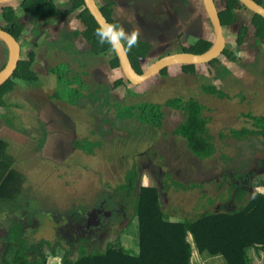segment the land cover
<instances>
[{
	"label": "rangeland",
	"instance_id": "obj_1",
	"mask_svg": "<svg viewBox=\"0 0 264 264\" xmlns=\"http://www.w3.org/2000/svg\"><path fill=\"white\" fill-rule=\"evenodd\" d=\"M220 71L222 73L214 75L210 68L204 66L176 65L131 90L122 86L117 88L111 83L105 87V96L120 115L126 116L128 109L139 105L138 109H133L134 117L138 120L137 112L145 102L159 103L164 111L159 126L148 122L136 126L132 123L124 126L123 133L116 135L114 140H107L108 137L103 138L98 134L95 136L91 132L94 119L89 115L88 107L79 105L81 101H86L89 89L83 90V96H80L83 99L79 98L75 105L66 103L63 106L51 101L50 88L52 93L71 95L73 98L77 97L74 95L76 90H56L58 84L51 74L39 76L41 79L37 89L46 91V95L35 92L32 79L27 82L14 78V90L10 91V95L0 96V135L8 131L13 137L9 139L8 154L14 157V167L23 174V180L19 190L12 185L7 187L8 193L16 198L0 206V210L29 211L31 227L21 223L23 233L16 228L10 235L18 232L33 243L61 241L69 249L77 242L76 238L70 237L68 223L71 209L81 212L91 210L100 201L111 208L120 202L126 215L117 219L118 225L108 226L105 232L97 233L99 238L90 237L88 233L86 235L87 231L79 237V246L86 251L104 250L111 244L120 245V239L126 234L130 240H138L139 223L132 212L142 186L156 185L162 198L169 201L167 205L164 203V208L174 211L173 215L178 217L182 216L181 210H184L183 200L193 199L195 193L203 192V196L213 198L231 194L240 196L242 192L239 189L233 193L228 188L234 176L217 175L214 170L219 168L221 161L231 163L240 154L245 143L235 137L232 129L252 126V121L242 120V112L249 108L255 112L264 110V87L253 85L243 88L231 73ZM108 76L113 77V72ZM244 77L247 85L256 79L251 74ZM212 81H216L214 85L220 89L222 97L204 89V86H212ZM236 93L238 95H234ZM255 94L260 99L257 104L242 100L251 96L253 99ZM180 97L183 100L194 97L206 106V115L210 118L207 128L215 146L212 156L202 158L192 153L183 136L175 132L183 116L181 110L168 106L167 102ZM36 108H40L39 115L37 112H33L35 115L31 113ZM90 141L101 144L93 146ZM132 171L136 173V178L127 192L119 187L129 183L127 173ZM257 192L254 188L249 194L247 191L246 198L239 205H245L246 199L249 200ZM25 226L29 229L24 233ZM58 249L63 254L64 248ZM72 251L70 259H75L78 250L74 248ZM53 258L49 253L50 264H59ZM219 260L225 263L223 257Z\"/></svg>",
	"mask_w": 264,
	"mask_h": 264
},
{
	"label": "flooded vegetation",
	"instance_id": "obj_2",
	"mask_svg": "<svg viewBox=\"0 0 264 264\" xmlns=\"http://www.w3.org/2000/svg\"><path fill=\"white\" fill-rule=\"evenodd\" d=\"M26 1L0 4V28L8 30L18 40L21 52L19 64L21 61L25 62L34 74L33 78L19 79L27 82L32 79L35 92L46 95V91H42L41 88L37 89L41 79L39 76L51 74L58 84L56 90L59 88L76 90L74 95L77 97L73 98L71 95L52 93V87L50 88L51 101L58 102L57 104L63 106H66V103L75 105L79 98L83 99V97H80L83 96V90L89 89L90 92L86 97V101H81L79 105L89 108V115L94 119L91 132L92 134L95 133V136L98 134L103 138L108 137L107 140L111 138L114 140L116 135L123 133L122 128L124 126L132 123L135 126L138 123H146L135 119L134 115H120L117 109L108 103L105 96V87L111 83L117 88L122 86L132 89V87L143 86L148 79L140 84L128 81L121 67V72L118 70L120 72L118 78L114 80L106 78L110 70L119 69L118 66H114L112 63L114 57L118 58V56L114 49L105 50L104 45L98 42L93 21L95 18L85 7L84 2L82 6L74 9V0H49L53 3V7L48 8L47 12L37 17L32 9L30 10L31 6L24 5ZM95 1L110 23L123 26L129 33L134 30L140 32L139 42L148 47L146 56L134 58L125 46L133 67L139 73H142L156 59L171 53L204 52L213 45L216 38L215 29L207 14L204 0ZM214 1L226 37L223 51L217 57L203 64L176 65L204 66L207 69L210 68L214 75H218V73H222L220 70H224L227 74L231 73L232 78L238 79L240 81L239 85L243 88L252 87L253 85L264 87V36H261L263 35L264 26L259 28V21L261 20L256 21L257 14L248 9L242 2L244 6L235 4L227 13L228 0ZM10 7L13 8L15 18L23 26L20 37L10 31L8 26L5 9H8L9 12ZM86 11L89 14L84 13ZM227 18L234 20L226 23ZM246 27H248L247 30ZM26 31L29 33H25ZM242 34H245L243 42L240 41ZM207 43L211 44L207 49L201 50ZM166 50L169 52L164 53ZM25 54L26 57H23ZM7 63L8 44L0 38V70L4 69ZM176 65L168 66L162 69L160 73L164 74L167 68ZM15 72L8 81L13 79ZM107 73L108 75H106ZM249 74L256 77V79L253 83L247 85L244 76ZM119 78L124 80V84L117 86L116 81ZM260 78L261 81H259ZM218 80L225 86L222 78ZM215 82L212 81V86ZM225 82L227 83L226 80ZM8 95H10V92ZM234 95H238V93ZM242 100L244 102L254 101L257 104L260 99L255 94L253 99L251 96L245 99L242 98ZM133 106V109L136 108L135 105ZM242 120L245 122L252 121V126L245 125L240 128V130L247 129V133L241 137L235 134L236 128L232 129L235 137L245 143L241 147L240 154L234 157L231 163L221 161L219 168L217 167L214 173L222 176L232 174L229 177H240L246 181L245 183L253 182V185L257 181L264 184V110L255 112L250 108L246 109L242 112ZM255 130L256 133L253 132ZM71 212L68 223L70 237L76 239L82 232L86 231L90 237L99 238V235H96L97 233L105 232L108 226L111 228L118 225L117 219L126 215L120 202L117 206L108 208L103 201L96 202L91 210L80 212L71 209ZM78 214L79 219L77 218Z\"/></svg>",
	"mask_w": 264,
	"mask_h": 264
},
{
	"label": "trees",
	"instance_id": "obj_3",
	"mask_svg": "<svg viewBox=\"0 0 264 264\" xmlns=\"http://www.w3.org/2000/svg\"><path fill=\"white\" fill-rule=\"evenodd\" d=\"M256 1L264 6L263 0ZM228 3L227 13L235 4L244 6L239 0H228ZM24 5L31 6L30 10L32 9L37 17L42 16L48 8L53 7V3L49 0H27ZM82 5L83 0H74V9ZM5 12L10 31L20 37L23 26L15 18L13 8L10 7L9 12L8 9H5ZM256 18V21L261 20L259 28H263L264 17L256 15ZM233 20L227 18L226 23ZM93 21L95 29L100 27L94 19ZM247 29L248 27H246ZM261 36H264V31ZM244 40L245 34H242L240 41ZM210 44L207 43L201 50L207 49ZM104 48L105 50L112 49L107 43L104 44ZM130 52L134 58L146 56L148 47L139 42L138 46L133 47ZM112 63L114 66H118L121 72L116 56ZM18 66L13 79L0 86V96L8 95L14 89V78L26 80L33 78V71L25 62L21 61ZM122 78L116 81L117 86L124 84ZM204 89L222 97L220 89L216 85L204 86ZM167 105L181 110L183 119L176 127L175 132L183 136L190 151L202 158L212 156L215 146L207 128L210 118L206 115V106L194 97L188 100H183L181 97L175 98L173 101H168ZM138 107L139 105L136 108L138 109ZM140 107L141 109L137 112L139 121L149 122L155 126L161 124L164 115L161 104L145 102ZM126 115H134L133 109H128ZM253 132L256 133V130ZM245 133H247V129L235 132L238 137ZM91 144L99 143L95 141ZM22 176L23 174L14 167V157L8 154V142L0 135V206L15 200L16 196L8 193L7 187L12 185L13 188L19 190V185L23 180ZM135 176L134 171L127 173L129 183L121 185L119 188L129 192L133 187ZM233 179L232 185L228 188H231L233 193L239 189L242 194L236 196L240 200L239 202H243L247 195L246 192L250 193L252 184H245L246 181L240 177L234 176ZM15 182L17 186H15ZM245 202V205L239 206L237 209L208 211L195 218L173 221L161 205L159 188L156 185H145L140 188V194L136 195L132 212L139 223L138 240H135L136 247L120 243V245L111 244L104 250L98 248L95 251H86L79 246V237L81 236L79 235L76 239L77 242L75 241L76 246L67 249L61 241L52 243L42 240L33 243L25 240L18 232H13L5 248H0V264H50L49 253L55 257L54 261L59 264H191L192 248L188 241L190 234L199 252L207 250L212 254H222L229 264H252L249 249L264 251V192H257ZM5 208L7 207L5 206ZM66 215L68 214L66 213ZM77 218L79 219V216ZM86 239L88 238L86 237ZM58 248H64L63 254ZM74 248L78 250V255L75 259H70Z\"/></svg>",
	"mask_w": 264,
	"mask_h": 264
},
{
	"label": "water",
	"instance_id": "obj_4",
	"mask_svg": "<svg viewBox=\"0 0 264 264\" xmlns=\"http://www.w3.org/2000/svg\"><path fill=\"white\" fill-rule=\"evenodd\" d=\"M21 0H0V4ZM248 9L257 15L264 17V6L256 0H239ZM85 7L95 20L101 26L104 23H110L103 15L95 0H83ZM205 8L215 29V41L213 45L204 52H176L162 56L153 61L142 73L136 71L133 67L125 47L115 49L120 61L122 72L128 81L140 84L150 77L160 73L162 69L176 64H203L220 55L226 44V37L223 31V25L219 17V12L214 0H204ZM0 38L8 44V63L4 69L0 70V86L4 85L15 72L20 60V43L8 30L0 28Z\"/></svg>",
	"mask_w": 264,
	"mask_h": 264
},
{
	"label": "crops",
	"instance_id": "obj_5",
	"mask_svg": "<svg viewBox=\"0 0 264 264\" xmlns=\"http://www.w3.org/2000/svg\"><path fill=\"white\" fill-rule=\"evenodd\" d=\"M117 70H110V72H113V77H106L109 78L110 80H114L120 76V72ZM106 72V71H105ZM108 74V73H107ZM110 74V73H109ZM40 109V108H38ZM37 108L34 109L31 113L37 112L36 114L39 115L40 110ZM34 114V113H33ZM35 115V114H34ZM8 133V131H6ZM3 134L2 137L8 142V148H9V139L13 138L7 134ZM18 138H21L18 135ZM264 184L259 183V181L256 182L255 185H253L252 188H254L258 192H264ZM223 194V193H221ZM161 205L164 209V211L170 216V219L173 221H178V220H185L186 217L195 218L199 214L203 212H208V211H221L223 209H237L239 205V199L237 198L236 195L231 194V196L228 197H223V196H218V197H210L209 195H204L203 192H199L194 194L193 199H184V210L182 209V216H174L173 213L174 211L171 210H166L164 208V203L166 202V205L169 203V201H165L161 195ZM236 196V197H235ZM212 207L217 208L216 210H213ZM28 212L29 211H21V210H0V248H5V245L7 244L9 240V235L13 229L20 228L22 231V225L21 223H25L28 227H31V222L29 221L28 218ZM198 213V214H197ZM191 214V215H190ZM197 214V215H196ZM196 215V216H195ZM194 216V217H193ZM27 226L24 227V233L29 229ZM23 233V231H22ZM25 239V238H24ZM188 241L191 244L192 248V257H191V264H229L228 261L224 258L222 254H212L209 251H204V252H199L195 246L194 240L192 238V235H188ZM119 243H127V246L132 245L133 247H136L135 243V238L130 240L128 235L126 234L120 239ZM249 254L252 259V264H264V251L261 249L259 251L250 248L249 249ZM220 257H223L224 262L220 261Z\"/></svg>",
	"mask_w": 264,
	"mask_h": 264
},
{
	"label": "clouds",
	"instance_id": "obj_6",
	"mask_svg": "<svg viewBox=\"0 0 264 264\" xmlns=\"http://www.w3.org/2000/svg\"><path fill=\"white\" fill-rule=\"evenodd\" d=\"M95 35L101 45L107 43L112 49H120L127 47L131 50L133 47L138 46L140 40V32L134 30L127 32L123 26L116 23H104L95 29Z\"/></svg>",
	"mask_w": 264,
	"mask_h": 264
}]
</instances>
